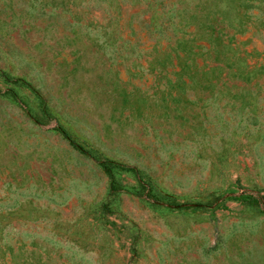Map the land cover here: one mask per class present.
<instances>
[{
	"label": "rangeland",
	"instance_id": "374dc122",
	"mask_svg": "<svg viewBox=\"0 0 264 264\" xmlns=\"http://www.w3.org/2000/svg\"><path fill=\"white\" fill-rule=\"evenodd\" d=\"M0 264H264V0H0Z\"/></svg>",
	"mask_w": 264,
	"mask_h": 264
}]
</instances>
